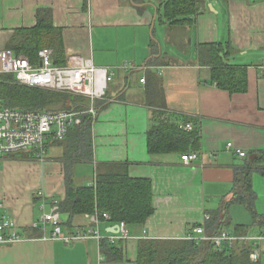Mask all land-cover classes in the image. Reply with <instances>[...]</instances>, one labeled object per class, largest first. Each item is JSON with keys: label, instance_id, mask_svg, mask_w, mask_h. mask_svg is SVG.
Returning <instances> with one entry per match:
<instances>
[{"label": "crops", "instance_id": "obj_1", "mask_svg": "<svg viewBox=\"0 0 264 264\" xmlns=\"http://www.w3.org/2000/svg\"><path fill=\"white\" fill-rule=\"evenodd\" d=\"M164 1L88 0L84 7V0H0V47L7 48L16 29L34 27L39 11L45 10L55 26L63 29L67 56L90 57L96 65L115 72L105 99L96 102L93 161L77 164L76 176L90 184L98 163H128L130 176L151 179L155 209L145 224L129 226L133 238L118 242L123 262L102 260L101 243L95 238L71 243L42 240L38 238L42 232L32 228L40 216L39 192L48 201L65 198L66 165L59 159L63 149L50 142L45 160L32 150L4 155L0 159L1 211L19 231L35 238L0 246V264H137L140 239H185L206 214L211 216L233 200L237 169L264 149V0H205L194 24L184 31L190 42L174 43L175 51L160 48L156 54L154 29L161 42L170 28L159 19ZM158 23L161 32L157 33ZM227 40L234 49L230 61L248 65L249 87L244 93H230L209 82L208 68L198 62L199 44ZM162 54L165 62L153 70L163 81L166 116L177 123L192 122L187 120L191 117L200 127L199 157L189 164L178 152L148 151V128L160 116L145 104L141 80L148 61ZM171 55L175 60H168ZM124 63L134 67L126 71L121 68ZM115 79L120 83L114 84ZM241 151L246 155L240 156ZM253 188L261 224L254 223L246 206L232 202L222 211L221 231L229 229L240 236L264 233V174L259 171L253 174ZM65 219L62 215L67 233L92 225L90 217H82L75 223L83 227L70 228ZM239 224L251 226L238 234L235 226ZM116 225L101 218L100 233L107 236ZM259 261L264 264V258Z\"/></svg>", "mask_w": 264, "mask_h": 264}, {"label": "trees", "instance_id": "obj_2", "mask_svg": "<svg viewBox=\"0 0 264 264\" xmlns=\"http://www.w3.org/2000/svg\"><path fill=\"white\" fill-rule=\"evenodd\" d=\"M205 0H165L160 21L168 27L191 26L202 10ZM88 0H84L87 7ZM45 12L46 14H43ZM154 37L155 29H154ZM156 54L160 52L155 41ZM7 48L16 54H23L32 61H38L42 48L53 50L55 65L67 64L64 32L55 26L47 11L40 10L34 27L18 28L7 43ZM198 62L207 67L209 82L230 93H244L248 90V65L230 61L234 49L230 41L201 43L198 45ZM163 54L148 61L145 75V104L160 118L147 131L148 151L156 153L181 154L197 151L200 147V127L191 117L194 129L186 131L166 116L167 104L161 77L153 70L163 63ZM75 94L55 91L15 82L13 74H0V100L4 105L25 109L85 110L89 102L76 98ZM84 101H87L85 103ZM105 106V105H104ZM103 106V107H104ZM163 117V118H162ZM93 117L82 115V123L70 128L66 137L54 141L62 147L60 156L66 165V196L58 203V211L66 216L70 228L84 224L75 223L76 218L90 217L94 213L107 212L112 222L125 221L130 225H143L154 213L153 185L149 178H136L129 174L128 163H98L95 169L96 186L87 184L76 176V165L93 161ZM264 174V149L253 153L235 175L234 198L206 223L209 232L220 233L222 211H227L232 202L241 203L251 213L254 223L261 224L256 207V192L253 188V174ZM264 218V216H263ZM260 220V221H259ZM251 226V225H250ZM249 225H236V232L248 229ZM100 250L107 262H123L125 256L121 243L111 244L103 240ZM251 246L236 241L232 246L217 247L210 241L190 239L142 238L138 241L137 264H261L250 258Z\"/></svg>", "mask_w": 264, "mask_h": 264}, {"label": "built area", "instance_id": "obj_3", "mask_svg": "<svg viewBox=\"0 0 264 264\" xmlns=\"http://www.w3.org/2000/svg\"><path fill=\"white\" fill-rule=\"evenodd\" d=\"M53 50L42 48L38 52V61L34 62L23 54H16L9 48L0 47V74H13L15 82L26 86H35L55 91L82 95L90 98V105L85 110H45L25 109L4 105L0 100V159L4 155L32 150L39 160H45L50 142L63 140L70 128L82 123V115L90 114L96 118L98 109L96 102L105 99L110 82L114 79L115 72L108 67L96 65L92 58L80 54H69L67 64L55 65L53 63ZM132 63H124L121 68L126 71L132 69ZM264 68V65L262 66ZM145 83V78H142ZM186 131L194 129L193 122L178 123ZM246 152L241 151L240 156ZM199 152L192 151L182 154V160L189 164L198 159ZM89 185L96 186V179ZM40 216L32 224V228L40 230L42 240H62L71 243L78 240L95 238L101 243L103 240L116 244L119 241L130 240L133 235L125 221L117 222V231L107 236L100 233L99 223L101 218L111 220V216L104 212L102 215L94 213L91 216L92 225L84 230L67 233L63 228L62 215L58 211L59 200L50 201L43 192H39ZM3 202L0 197V246L11 245L23 240L34 239L16 228L15 221L3 214ZM210 219L206 214L204 222L198 224L194 233L185 239L210 241L217 247L232 246L239 242H247L251 246L250 258L259 261L264 258V233L254 236H240L229 229L218 234L206 232L205 221ZM116 226L112 229L115 230ZM104 260V256L101 257Z\"/></svg>", "mask_w": 264, "mask_h": 264}, {"label": "rangeland", "instance_id": "obj_4", "mask_svg": "<svg viewBox=\"0 0 264 264\" xmlns=\"http://www.w3.org/2000/svg\"><path fill=\"white\" fill-rule=\"evenodd\" d=\"M160 26H161V24L158 23V25H157V33L158 32H161V29H160L161 27ZM186 29H187L186 26H177L176 28L170 27L168 30H166L167 31V37H166V39H163L162 38L160 40L161 42H158L157 41V38L161 37V35L159 33V36L156 35V37L154 38L155 40L153 39L152 41H155V43L158 44L157 45V48H159V49L161 48L163 51H166V49H171L172 51H175L177 48L174 47L175 46L174 43H181L182 45H186L187 43L190 42L189 39H188V41L185 39L184 31ZM185 41H187V42H185ZM172 55H171V57H168V60H170V61L175 60V57H172ZM161 61L162 62H165L163 59H161ZM134 74L135 73H133V75ZM134 81H135V79L132 78V81H131L130 85L134 84ZM118 83H120V80L115 79L114 84H118ZM126 83H127V85H129L128 84V81H126ZM75 96H77L76 98H79L80 100H85L86 99L88 102L90 101V98H88L86 96L76 95V94H75ZM127 96L129 97L128 94H127ZM87 101H84V102L87 103ZM88 105H90V102H89ZM89 175L92 176V171L91 170L89 171ZM62 244L65 245L64 243H62Z\"/></svg>", "mask_w": 264, "mask_h": 264}, {"label": "water", "instance_id": "obj_5", "mask_svg": "<svg viewBox=\"0 0 264 264\" xmlns=\"http://www.w3.org/2000/svg\"><path fill=\"white\" fill-rule=\"evenodd\" d=\"M154 23H155V21H154ZM154 25V24H153ZM113 231H117V226H116V229L115 230H113Z\"/></svg>", "mask_w": 264, "mask_h": 264}]
</instances>
